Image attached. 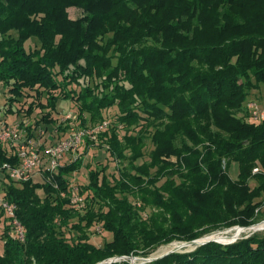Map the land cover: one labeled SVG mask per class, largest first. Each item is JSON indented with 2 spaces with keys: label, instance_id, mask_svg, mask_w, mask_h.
<instances>
[{
  "label": "trees",
  "instance_id": "obj_1",
  "mask_svg": "<svg viewBox=\"0 0 264 264\" xmlns=\"http://www.w3.org/2000/svg\"><path fill=\"white\" fill-rule=\"evenodd\" d=\"M0 82L6 114L47 111L30 136L69 129L52 117L63 100L80 127L108 123L39 180L11 179L17 154L0 141L1 194L26 230L0 210V264H99L264 220V118L248 109L264 89V0H0ZM94 147L106 164L85 162ZM92 228L112 238L97 245ZM144 264H264V231Z\"/></svg>",
  "mask_w": 264,
  "mask_h": 264
},
{
  "label": "built area",
  "instance_id": "obj_2",
  "mask_svg": "<svg viewBox=\"0 0 264 264\" xmlns=\"http://www.w3.org/2000/svg\"><path fill=\"white\" fill-rule=\"evenodd\" d=\"M248 109L250 117L253 121H261L264 118V112L260 109L256 102H249ZM6 109L0 112V141L7 143L14 148L17 154L18 163H5L3 169L8 173L9 177L15 181H27L36 177L37 174L43 175V172H55L59 167L61 160L67 157L70 152H73V157L76 158V151L81 147L84 138L89 136L95 137V133L107 127L108 123L104 122L101 125L88 128H72V135L56 141L53 144H47V130L39 128L33 131L30 136L28 130L32 125L30 120H20L14 123H7L4 120ZM77 115L73 113L67 114L63 121L76 120ZM254 171H258L255 168ZM72 204L79 210L85 208V198L79 192V187L73 185L71 194ZM4 209L11 217V232L12 235L21 241L25 238V227L15 215L16 205L9 203L1 194L0 185V210ZM100 231V228H97Z\"/></svg>",
  "mask_w": 264,
  "mask_h": 264
},
{
  "label": "rangeland",
  "instance_id": "obj_3",
  "mask_svg": "<svg viewBox=\"0 0 264 264\" xmlns=\"http://www.w3.org/2000/svg\"><path fill=\"white\" fill-rule=\"evenodd\" d=\"M69 14H70L71 18L75 19V18H78L82 15V10L78 9L76 7H71V8H69ZM35 39H37V38L33 37L26 43L27 49H29L31 45L32 46L35 45V44H33ZM5 92H6L5 88H4L3 84L0 82V112L4 108L6 109V94L7 93H5ZM251 98H252V101L256 102L258 104V106L260 107V109L264 112V89L259 90V91L258 90L252 91ZM30 101H31V99H28L27 103L24 105L25 109L27 108L28 103ZM22 103H23V101H22ZM22 103L19 102L17 104H19L18 106H21ZM76 109L77 108H76L75 103L71 100H65V101L63 100V101L59 102V104H58V110L59 111L53 112L52 117H54L55 119H58L57 125L61 123L63 126H66L69 123L68 124L69 129L67 131H65L64 133L61 131H55V132H51V133L47 131V135H49V133H50V135L46 139L47 144L50 145V144L55 143L58 140L70 137L73 133V131H71L72 128H75V129L81 128L79 126L78 120H70L68 122L63 121V118L67 114H69V113L76 114L77 113ZM45 112H47V111H41V109L38 108L34 111V113L32 115H25L27 113L24 110L23 115H18L15 113H13L11 115L6 114V116L4 117V120L9 124L14 123V122H18L20 120H35V119L40 118L42 115H44ZM116 112L117 111L115 108H112L111 111L108 112V117L110 120L113 119V115ZM85 117L87 118V120H89V118H90L88 114H85ZM88 124L90 125V122ZM93 128H94L93 126L88 127V129H93ZM151 148H152V145L149 144L148 147L145 149V151H146L145 156L137 161L138 164H142L144 161L149 160V153L148 152ZM93 156H95V157H93ZM108 160H109L108 153L104 149L102 150L98 147H94V148H91L90 151L88 152V154L86 155L85 162L86 163L88 162L92 166L95 167L96 165L102 166V165L106 164L108 162ZM115 168H116V163H113V162L110 163L109 172L112 173V172L116 171ZM238 171H239L238 163L234 162L230 168L231 176L236 178L238 176ZM40 176H42V175L37 174L35 178L37 180H39ZM73 180H74L75 185L85 184V183L87 184L89 182L87 168L83 167L79 172H77L75 175H73ZM39 193L43 194V191L39 190ZM235 227H237V226H235ZM235 227L225 229V230H221V231L211 232V233L206 234L205 236H209V235L213 236L214 234L215 235L221 234V235H223V237H230V239H232L234 237L233 235H234L235 230H236ZM94 230L95 229L92 228L90 231L91 242H93L97 245H102L106 239L109 240L110 238H112L111 235L104 230H100L98 232H95ZM262 231H264V230H260L259 232H262ZM254 232L255 231L252 232V230H251V232L250 231H248V232L243 231L240 235H238L236 237H237V239L242 238V237H248L251 234H253ZM256 232H258V231H256ZM205 236H203L201 238H204ZM221 241H224V240H221ZM179 244H181V243L180 242H172L170 244L161 245L160 247H157L154 250H152V252H150L147 255H142V254L136 255L135 257H137V259L135 261H133V258H132V257H134V256H132L133 254L127 258H119L118 256L117 257L113 256V258H116V260L114 262L118 261L121 263H128V264H144V263H148V262L153 261V260H150L152 258L159 257V256H161V255H163V254H165L171 250L176 249V247L179 246ZM194 249H195L194 246H189V247L185 246V247L179 248L177 251H191Z\"/></svg>",
  "mask_w": 264,
  "mask_h": 264
},
{
  "label": "water",
  "instance_id": "obj_4",
  "mask_svg": "<svg viewBox=\"0 0 264 264\" xmlns=\"http://www.w3.org/2000/svg\"><path fill=\"white\" fill-rule=\"evenodd\" d=\"M262 223H264V220H262V221H260V222H258V223H256V224H253V225H251V226H248V227L237 226V227H235V228H238V227H239V228H254L255 226H257V225H259V224H262ZM255 232H256V231H255ZM202 239H204V238L195 239V240H191V241H187V242H180V243H181L180 246L188 245V246H194V248H196L197 246L202 245V244H205V243L210 242V241H217V242H220V243H225V244H227V243H232V242H234V241L237 240V238H232V239H230L229 241H221V240H217V239H209V240H204V241H202ZM200 241H201V242H200ZM178 249H179V248H176V249L171 250V251H169V252H167V253H165V254L159 256V257H155V258H152V259H150V260H154V259L162 258V257H164V256H166V255H168V254H170V253H172V252H176ZM119 258H127V256H121V257H119ZM132 258L137 259V257H135V256L132 257ZM115 260H116V258H111V259H109V260H107V261H103V262H101V263H99V264H111V263H113Z\"/></svg>",
  "mask_w": 264,
  "mask_h": 264
},
{
  "label": "bare ground",
  "instance_id": "obj_5",
  "mask_svg": "<svg viewBox=\"0 0 264 264\" xmlns=\"http://www.w3.org/2000/svg\"><path fill=\"white\" fill-rule=\"evenodd\" d=\"M251 230H252V232L253 231H260V230H264V223H262V224H259V225H257V226H255L254 228H236V230H235V233H234V237L233 238H237L236 236H238V235H240L243 231L244 232H248V231H250L251 232ZM209 239H218V240H224V241H229L230 240V237H223V235H221V234H218V235H213V236H211V235H209V236H205L204 237V239H202V241H204V240H209ZM227 239V240H226ZM229 239V240H228ZM201 242V241H200ZM185 246H188V245H185ZM185 246H180V244H179V246H177L176 248H181V247H185ZM189 247V246H188ZM136 259L135 258H133V261H135Z\"/></svg>",
  "mask_w": 264,
  "mask_h": 264
}]
</instances>
